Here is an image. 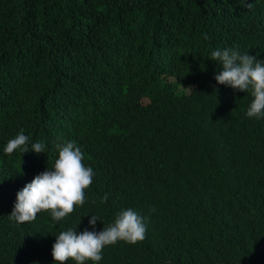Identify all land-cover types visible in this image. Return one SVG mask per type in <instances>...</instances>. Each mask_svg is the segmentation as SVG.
I'll return each instance as SVG.
<instances>
[{"label": "trees", "instance_id": "16d2710c", "mask_svg": "<svg viewBox=\"0 0 264 264\" xmlns=\"http://www.w3.org/2000/svg\"><path fill=\"white\" fill-rule=\"evenodd\" d=\"M186 5L197 7L205 34L182 38L179 13ZM224 48L264 61V0H0L6 108L18 98L15 86H32L18 107L22 121L5 136L23 130L29 147L46 145L44 153L6 155L0 141V195L17 197L53 168L57 145L75 141L82 163L95 173L91 187L97 180L102 188L93 194L97 210L115 220L131 208L146 226L142 241H123L125 254L106 246L101 261L85 264H264V118L247 117L250 93L215 80L223 69L210 54ZM178 82L196 86L185 97L191 104L220 94L235 123L203 122L186 114L176 95L158 96ZM100 96L132 113L129 127L115 117L119 138L105 143L89 134ZM182 133L193 135L198 149L182 146L176 138ZM87 140L100 151H87ZM127 178H135V186ZM167 188L183 199L176 215L165 211ZM0 233V261L16 264L43 252L6 229L1 214ZM44 258L56 264L52 254Z\"/></svg>", "mask_w": 264, "mask_h": 264}, {"label": "clouds", "instance_id": "9594fccd", "mask_svg": "<svg viewBox=\"0 0 264 264\" xmlns=\"http://www.w3.org/2000/svg\"><path fill=\"white\" fill-rule=\"evenodd\" d=\"M251 7V5H247ZM179 21L184 25L182 38L203 35L206 32V24L198 15L197 7L186 5L181 8ZM35 46L32 50H36ZM47 56L52 59L55 56L54 49L48 45L45 49ZM213 62H219L222 71L215 75V80L220 85L229 86L234 90L250 93L253 97L246 115L249 118H264V61L258 60L248 52L241 54L239 50L231 48L215 49L211 51L210 58ZM9 77L0 73V141L7 144L4 153L10 155L19 149L23 154L33 151L37 154L45 152V143L40 141L32 143L29 147V137L21 130L14 138L5 136V131L11 125L22 121L19 113V104L27 98L31 90V82H23L15 86V94L18 96L11 102V107L6 108ZM196 86L179 83L176 89L170 85L162 87L161 95H176L186 114H191L209 123L216 120L235 123L233 109L230 103L218 93L211 97L191 104L185 101V97L191 94ZM97 94H101V88L96 84ZM99 107L90 119L89 134L101 139L104 143L110 137L119 138V129L115 127V117L122 118L125 126L132 125V113L116 105L115 99L106 101L99 97ZM17 105V108L16 106ZM65 121H62V124ZM118 134V135H117ZM177 141L184 147L198 149V143L191 134L182 133L176 136ZM59 149L58 159L55 160L51 170L42 172L25 185L17 193V197L7 200L0 195V214L6 229L22 238L34 240L42 247L43 252L34 258L18 259L16 264H45V253L52 254L56 264H66L67 261H75L76 264H85V261L99 262L102 260V252L106 246L118 254H125L128 244L135 245L145 238L146 226L144 218L134 209H127L119 213L115 220L111 215L101 213L93 205V194L99 182L92 178L95 175L91 167H85L82 163L84 156L75 141L57 145ZM86 150L93 153L100 151L101 147H93L89 140L86 142ZM98 148V150H97ZM119 154V153H118ZM111 175V169L103 171ZM131 186H135V178H127ZM167 207L175 215L183 207L181 195L173 189H165ZM108 200V194L100 198L103 204ZM174 217L169 214L168 218ZM0 233V239H1ZM126 243H124V242ZM45 248V252H44ZM48 261V260H47ZM0 264H8V261H0ZM46 264H53L48 261Z\"/></svg>", "mask_w": 264, "mask_h": 264}]
</instances>
